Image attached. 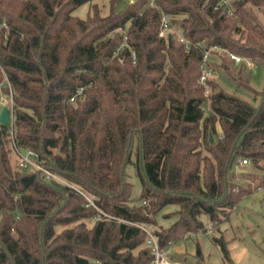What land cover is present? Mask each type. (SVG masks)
Instances as JSON below:
<instances>
[{
	"label": "trees",
	"instance_id": "trees-1",
	"mask_svg": "<svg viewBox=\"0 0 264 264\" xmlns=\"http://www.w3.org/2000/svg\"><path fill=\"white\" fill-rule=\"evenodd\" d=\"M93 1L0 0V91L12 93L10 128L0 122V264H149L142 227L164 206L177 208L151 230L161 247L206 230L202 215L216 226L264 186L236 181L254 177L245 164L233 170L243 157L264 169V86L251 104L212 76L199 81L206 50V66L239 83L244 67L264 64V0H231V14L219 0L117 9L110 0L105 15ZM84 3L86 16L75 15ZM163 12L171 28L159 36ZM12 140L62 180L13 166ZM128 163L141 183L136 198Z\"/></svg>",
	"mask_w": 264,
	"mask_h": 264
},
{
	"label": "rangeland",
	"instance_id": "rangeland-1",
	"mask_svg": "<svg viewBox=\"0 0 264 264\" xmlns=\"http://www.w3.org/2000/svg\"><path fill=\"white\" fill-rule=\"evenodd\" d=\"M110 0H94L99 8L100 14L105 15L109 12ZM129 0H120L116 9L120 8ZM88 3L79 5L73 10L75 15L85 17L88 11ZM219 63L221 60L218 56L212 58ZM253 66V65H252ZM250 66V67H252ZM231 71V69H230ZM245 82L239 83L231 77L228 71L222 67H216L212 70V77L217 81L220 87L229 93H232L239 98L251 103L259 102V93L264 86V64H256L252 68L244 67L242 71ZM6 105L10 110V96L0 91V106ZM1 107V108H2ZM204 108H207V101ZM12 115V114H11ZM9 123V128L11 122ZM216 129L221 133L220 126L217 124ZM11 148V147H10ZM11 164H17L18 159L12 148L8 153ZM134 159V156L131 157ZM243 166L248 172L253 173V178L245 175L237 177L236 181L242 185H246L251 181L252 185H257L260 178L264 179V169L253 168L251 164L246 163ZM240 164H235L233 170L236 171ZM127 180L131 183V197H138L141 191V183L136 175L134 165L128 163L125 166ZM177 206L167 204L164 208L155 215V225H147L149 230L167 227L176 219V215L172 213L170 216L163 215L174 211ZM204 228L210 231L199 230L195 234H185L183 238L172 241L171 252L174 264H264V186H258L252 192L244 195L232 209L229 216L222 219L216 226L212 225L205 215L201 216ZM94 219H87L85 223L91 226ZM63 226L58 227L61 229ZM224 241L228 251L229 259L224 255V251L218 241ZM199 250V255L197 252Z\"/></svg>",
	"mask_w": 264,
	"mask_h": 264
},
{
	"label": "built area",
	"instance_id": "built-area-1",
	"mask_svg": "<svg viewBox=\"0 0 264 264\" xmlns=\"http://www.w3.org/2000/svg\"><path fill=\"white\" fill-rule=\"evenodd\" d=\"M133 0H129V2H132ZM230 1L231 0H219L217 3L216 7L224 5V10L226 13L231 14L232 8L230 6ZM150 3H153V0H150ZM2 26H6L4 22L0 23ZM171 28L170 22H169V14L167 12L162 13L161 17V27L158 32L159 36H164L166 34V31H168ZM179 39L184 41L186 45L188 46V40L185 39L182 35L179 36ZM209 52L206 50L203 54V61L200 64V68L202 69V74L199 77L200 82H204L208 77L212 75L211 69H209L206 66V61L208 60ZM132 57L134 58V53L132 52ZM229 57L234 60L235 63H239L241 61H245V63L248 66H252V61L249 59H243L241 56L234 54V53H229ZM81 89L77 90V93H80ZM9 96H10V103H12V93L11 90H9ZM70 99H73V96L70 97ZM0 106V111H1ZM10 122H12V115L10 114ZM11 148L16 155L18 162L17 165L19 168L22 169H37L41 170L46 178H54V179H59V176L55 174L54 172H51L50 170L44 168L40 162H39V157L36 152L29 148H19L14 140L11 142ZM248 159L243 157L238 160L239 164H246L248 163ZM75 189L80 192L82 195H84L86 198V194L81 191L80 189L76 188ZM89 199V198H88ZM90 200V199H89ZM235 208V207H234ZM145 232H146V239H145V244L150 248V251L153 254V257L150 261L149 264H174V261L172 260V252H171V242L166 246V247H161L159 244V241L157 237L154 235V233L149 230L146 227H142ZM206 231H210V229H207ZM191 234H195L194 232H191ZM185 236V235H184Z\"/></svg>",
	"mask_w": 264,
	"mask_h": 264
},
{
	"label": "water",
	"instance_id": "water-1",
	"mask_svg": "<svg viewBox=\"0 0 264 264\" xmlns=\"http://www.w3.org/2000/svg\"><path fill=\"white\" fill-rule=\"evenodd\" d=\"M9 121H10V113H9L8 107L4 105L0 111V122L7 123ZM210 141H213V137L211 133H210Z\"/></svg>",
	"mask_w": 264,
	"mask_h": 264
}]
</instances>
